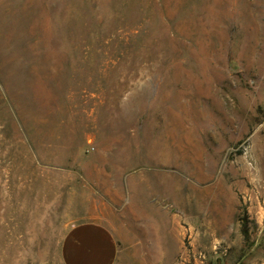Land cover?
I'll use <instances>...</instances> for the list:
<instances>
[{"label":"rangeland","instance_id":"374dc122","mask_svg":"<svg viewBox=\"0 0 264 264\" xmlns=\"http://www.w3.org/2000/svg\"><path fill=\"white\" fill-rule=\"evenodd\" d=\"M86 221L116 264H264V0H0V264Z\"/></svg>","mask_w":264,"mask_h":264},{"label":"crops","instance_id":"0c3cea01","mask_svg":"<svg viewBox=\"0 0 264 264\" xmlns=\"http://www.w3.org/2000/svg\"><path fill=\"white\" fill-rule=\"evenodd\" d=\"M118 252L112 232L95 221L72 225L61 240L63 264H116Z\"/></svg>","mask_w":264,"mask_h":264},{"label":"bare ground","instance_id":"6f19581e","mask_svg":"<svg viewBox=\"0 0 264 264\" xmlns=\"http://www.w3.org/2000/svg\"><path fill=\"white\" fill-rule=\"evenodd\" d=\"M163 179H164V177H163ZM160 181H161V180H160ZM162 181H163V180H162ZM165 181H167V180H165ZM158 182H159V181H158ZM168 182H169V181H168ZM176 183H177V182L174 181V182H171L170 184H171L172 186H175V187H176V186H177ZM164 184H165V183H164ZM166 185H167V184H166ZM166 185H165V186H166ZM168 185H169V184H168ZM168 185H167V186H168ZM171 185H170V186H171ZM165 186H164V187H165ZM175 187H174V188H175ZM165 188H167V187H165Z\"/></svg>","mask_w":264,"mask_h":264}]
</instances>
